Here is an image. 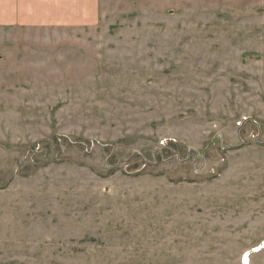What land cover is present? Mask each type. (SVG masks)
<instances>
[{"label": "rangeland", "instance_id": "1", "mask_svg": "<svg viewBox=\"0 0 264 264\" xmlns=\"http://www.w3.org/2000/svg\"><path fill=\"white\" fill-rule=\"evenodd\" d=\"M0 27V264H264V0H109Z\"/></svg>", "mask_w": 264, "mask_h": 264}, {"label": "crops", "instance_id": "2", "mask_svg": "<svg viewBox=\"0 0 264 264\" xmlns=\"http://www.w3.org/2000/svg\"><path fill=\"white\" fill-rule=\"evenodd\" d=\"M103 1L109 0H0V27L86 31L100 23Z\"/></svg>", "mask_w": 264, "mask_h": 264}]
</instances>
